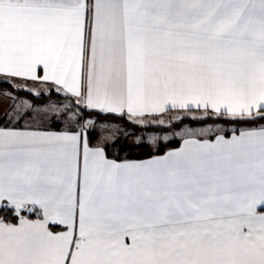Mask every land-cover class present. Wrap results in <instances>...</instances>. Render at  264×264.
<instances>
[{"label": "snow or ice", "instance_id": "obj_1", "mask_svg": "<svg viewBox=\"0 0 264 264\" xmlns=\"http://www.w3.org/2000/svg\"><path fill=\"white\" fill-rule=\"evenodd\" d=\"M0 84V264H264V0H0Z\"/></svg>", "mask_w": 264, "mask_h": 264}, {"label": "rangeland", "instance_id": "obj_2", "mask_svg": "<svg viewBox=\"0 0 264 264\" xmlns=\"http://www.w3.org/2000/svg\"><path fill=\"white\" fill-rule=\"evenodd\" d=\"M22 97H25V93H21L20 94ZM53 100H55L56 98L55 97H52ZM37 103H44L45 101L44 100H37L36 101ZM110 121L119 128V131L117 132V135L120 137V141L119 143H123V142H126V143H137V141L139 140V138L141 136L144 137V141H141V142H145L147 141L150 133L149 132H140L137 127L133 126V125H130V124H126V123H122L120 121H117V120H112L110 119ZM185 124H187L188 126L190 127H193V128H201V127H205V126H208V125H212V126H219V127H225V128H230L231 126H226V125H223V124H215V123H207V124H195V125H190L188 122H184ZM184 125H181V127H183ZM179 129H177L178 131ZM135 133V134H133ZM167 133L165 132H159L158 135L161 137V143L162 144H165V143H168L170 141H174V140H179V138H170L168 140H164L163 137L166 135ZM150 147L153 149V150H156L155 148H153L151 145ZM124 150V151H123ZM112 151L113 153L114 152H118L120 153L121 155H124L125 152H128L129 151V148H124L122 149L123 153L119 152V149H117L116 147L115 148H112Z\"/></svg>", "mask_w": 264, "mask_h": 264}, {"label": "trees", "instance_id": "obj_3", "mask_svg": "<svg viewBox=\"0 0 264 264\" xmlns=\"http://www.w3.org/2000/svg\"><path fill=\"white\" fill-rule=\"evenodd\" d=\"M0 88L7 89L8 85L0 84ZM21 93H24V92H21ZM53 97H55V96H53ZM109 119L117 120V121H120L122 123H126L125 121H121V120H118V119H115L112 117H110ZM184 122H188L190 125L207 124V123H215L216 124L215 118H213V120L206 121V123H197V122H194L190 119H185ZM126 124H130V123H126ZM220 124H222V123H220ZM226 126H231V125H226ZM179 143H180L179 140H174V141H170L168 143H165L166 147L159 154H162L163 151H166L168 148H172V147L177 146ZM135 145H136L135 143H129V144L126 142L119 143L116 146V148L119 149V152L123 153L124 150L122 151L121 149L129 148V151L125 152L124 155H121L120 153H118L119 158H125V157H127V158H145V157H149L148 152L150 150L153 152L156 151V150H153L150 146H149V148H144V147H137ZM108 151H109V153H113L112 148H109ZM112 157H115V156H112ZM0 215H6V213L0 212Z\"/></svg>", "mask_w": 264, "mask_h": 264}, {"label": "crops", "instance_id": "obj_4", "mask_svg": "<svg viewBox=\"0 0 264 264\" xmlns=\"http://www.w3.org/2000/svg\"><path fill=\"white\" fill-rule=\"evenodd\" d=\"M180 144V143H179ZM179 144L177 145V146H175V147H178L179 146ZM175 147H172V148H175ZM169 149H171V148H168L167 150H169ZM166 150V151H167ZM163 154V153H162ZM110 158H116V157H110ZM149 157H145V158H128V159H131V160H142V159H148Z\"/></svg>", "mask_w": 264, "mask_h": 264}]
</instances>
